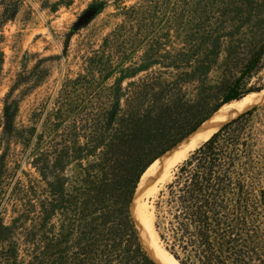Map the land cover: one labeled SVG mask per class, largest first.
<instances>
[{
	"label": "trees",
	"instance_id": "16d2710c",
	"mask_svg": "<svg viewBox=\"0 0 264 264\" xmlns=\"http://www.w3.org/2000/svg\"><path fill=\"white\" fill-rule=\"evenodd\" d=\"M8 1L4 3V21L17 11L18 1ZM138 10L142 6L131 8L130 17ZM122 31L119 28L113 32L112 42ZM122 55L124 59L126 54ZM147 58L139 70H148L150 62H155H146ZM262 58L264 44L210 114L204 113L202 106L189 105L184 97L182 83L194 72H182L170 81L147 73L125 86L118 81L107 89H95L94 78L88 74L68 79L49 120V127L58 130L59 122L66 118L63 129L34 157L46 180V188L40 190L37 224L45 228V222L57 210L65 212L63 216L70 225L71 221L82 222L67 225L66 231L63 227L58 232L50 231L48 243L32 259L43 264H156L143 247L130 213L141 176L221 104L264 91V81L247 82ZM196 62V72L207 74L212 60ZM95 63H100L101 70L108 65L102 58ZM123 70V77H127L124 72L131 67ZM16 111V105L4 101L3 135L9 139L13 131H21L23 141H29L32 133L25 135L24 130L15 129ZM263 129L264 103L222 124L175 167L172 180L159 190L153 202L154 230L162 247L180 264H264ZM92 149H101L95 165H89V169L97 170L95 175L88 174L94 185L86 199L78 201L65 191L57 170L65 161L78 159ZM6 155L1 151L0 197L11 179ZM26 212L21 211L19 217H27ZM16 219L13 226H8L0 218V264H20L17 243L12 239L15 225L20 223ZM71 228L73 233L69 234ZM25 230L33 232L31 228Z\"/></svg>",
	"mask_w": 264,
	"mask_h": 264
},
{
	"label": "rangeland",
	"instance_id": "374dc122",
	"mask_svg": "<svg viewBox=\"0 0 264 264\" xmlns=\"http://www.w3.org/2000/svg\"><path fill=\"white\" fill-rule=\"evenodd\" d=\"M17 1L15 15L4 21V3L9 1L0 0V153L6 151L5 165L11 177L1 191L0 218L8 226L19 218L12 239L17 243L20 264H43L32 256L48 243L49 232H58L60 227L66 231L67 225L73 227L75 222L70 225L65 212L57 210L45 228L37 224L40 190L46 188V180L34 157L63 129L66 118L59 122L58 130L49 127V120L65 82L88 74L94 78L95 89H107L118 81L125 86L147 73L170 81L182 72H194L182 83L184 97L189 105L202 106L204 113L210 114L264 44V0H153L148 4L144 0ZM139 6L142 10L131 18L130 9ZM119 28L123 34L112 42V34ZM183 52L187 55L181 56ZM144 57H148L146 62H155H150L148 70H139ZM98 58L108 64L104 70L95 63ZM206 58L212 60L208 73L199 74L196 60ZM125 67H131L124 72L127 77H123ZM106 73L109 75L102 77ZM259 81H264V58L247 79L249 84ZM263 93H250L251 107L264 103ZM4 101L17 106L15 129L24 130L25 135L32 133L29 141H23L21 131H13L9 139L3 135ZM261 137L264 141V129ZM100 151L92 149L78 159L71 158L57 170L65 191L78 201H84L94 185L88 174L95 175L97 170L89 165H95ZM179 163L148 201L152 213L156 195L172 180ZM162 164L159 161L158 167ZM21 211H27L28 216L21 219ZM27 228L33 232L29 234ZM151 230L155 231L154 226Z\"/></svg>",
	"mask_w": 264,
	"mask_h": 264
},
{
	"label": "bare ground",
	"instance_id": "6f19581e",
	"mask_svg": "<svg viewBox=\"0 0 264 264\" xmlns=\"http://www.w3.org/2000/svg\"><path fill=\"white\" fill-rule=\"evenodd\" d=\"M251 94L249 93L221 104L193 132L157 158L143 173L142 181L152 174L151 172L155 170L158 172L154 185L150 190L145 192L143 197L146 199L154 197L158 189V184L167 177L169 170L175 164L185 159L191 150L206 141L222 124L249 109L253 102ZM159 161H163L160 167H158ZM131 213L135 219L133 208H131ZM137 215L139 222L136 226L141 234V243L156 264H180L164 247H162L157 234L155 231L151 230L153 226V213L147 209L145 202H139L137 205Z\"/></svg>",
	"mask_w": 264,
	"mask_h": 264
},
{
	"label": "water",
	"instance_id": "95a60500",
	"mask_svg": "<svg viewBox=\"0 0 264 264\" xmlns=\"http://www.w3.org/2000/svg\"><path fill=\"white\" fill-rule=\"evenodd\" d=\"M157 173H158L157 170H155L152 174L147 176L143 181H142V176H143L142 175L140 180H139V182H138V184H137V187H136L135 192L133 194L132 201L130 203V213H131V208H133L134 214H135V219H134L135 226L139 222V218H138V215H137V205L139 204V202L142 203V199L144 198L143 196L145 195V192L150 190V188H152V186L154 185L155 180H156V178L158 176ZM152 198L153 197H149V199H145L144 200V201H147V206H148V201H151ZM138 234H139V239L141 241V234L139 232H138Z\"/></svg>",
	"mask_w": 264,
	"mask_h": 264
}]
</instances>
